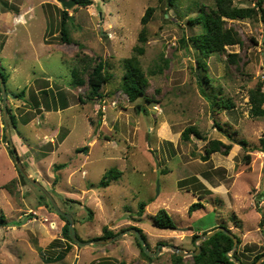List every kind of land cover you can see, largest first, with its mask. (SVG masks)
I'll return each mask as SVG.
<instances>
[{"label": "rangeland", "instance_id": "374dc122", "mask_svg": "<svg viewBox=\"0 0 264 264\" xmlns=\"http://www.w3.org/2000/svg\"><path fill=\"white\" fill-rule=\"evenodd\" d=\"M254 1L234 3L245 7ZM148 6L155 10L142 26ZM201 6L207 10L213 0H182L172 7L157 0H92L69 8L59 0H0V73L7 79V107L15 118L8 129L26 173L74 219L80 241L100 240L104 227L115 233L136 227L150 251L162 249L148 260L134 236L124 234L101 245L72 242L62 260L43 261L39 249L47 250L54 239H61L55 253L68 244L61 232L64 220L37 187L21 180L3 139L0 97V264H93L103 259L172 264L174 252L164 244L193 251V235L220 226L239 238L238 253L248 261L264 249V153L256 150L264 136V117L252 115L249 104L250 90L264 84V20L224 18L242 42L206 59L209 82L204 83L188 40L199 30L188 18ZM61 9L70 16L64 25L69 43L61 39ZM13 12L26 23L12 26L6 19ZM142 30L144 41L139 39ZM136 45L144 49L137 57L149 85L144 96L130 101L120 82L123 60ZM227 53H236L234 62ZM78 55L103 61L110 78L101 98L87 99V84H72L71 70L85 64ZM222 98L234 106L212 105ZM188 127L199 136L190 132L183 139ZM213 139L232 146L227 155L214 152L202 160ZM83 146L86 153L76 151ZM111 168L120 173L103 187L100 181ZM141 201L147 205L140 217ZM194 202L202 207L189 213ZM161 208L176 228L155 227L153 216ZM182 258L192 264L191 256Z\"/></svg>", "mask_w": 264, "mask_h": 264}, {"label": "trees", "instance_id": "16d2710c", "mask_svg": "<svg viewBox=\"0 0 264 264\" xmlns=\"http://www.w3.org/2000/svg\"><path fill=\"white\" fill-rule=\"evenodd\" d=\"M160 4H166L170 7L177 6L180 4L182 0H157ZM75 3L79 6H86L92 3V0H75ZM264 0H255L254 5L252 6H240L234 3V0H213V6L209 7L207 10L204 6H201L194 17L188 18V22L191 25H199V30L196 33L189 35L188 40L191 43V46L196 49V66L203 71L202 79L204 83L209 82L207 71V61L206 59L211 54L216 53H223L226 51V46H232L235 44H241V38L239 33L231 27L226 26V20L224 18L230 20H244V19H254L257 16L261 20H264ZM155 7L148 6L143 15L140 18V23L142 26H145L151 16L153 15ZM67 9H61V39L64 42H71L72 40L68 36V33L65 29V22L66 19L69 18ZM144 31H141L139 36L140 41H144ZM183 45L186 43V37L183 35L181 37ZM80 47V44H78ZM134 54L130 55L127 58H124V73L121 78L120 88L121 90L128 96L130 101H135L137 98L144 96L146 89L149 85L148 77L146 76L145 72L143 71L138 55H141L144 52L142 46H134L133 48ZM78 54V53H77ZM76 54V56H77ZM236 53H227V60L230 62L235 61ZM79 57V55H78ZM83 59L82 61L85 63L82 68L79 70L78 68H73L70 72L72 77V84L75 86H83L87 84L88 89L85 93V97L87 99H97L101 98L102 86L108 82L110 75L105 70V66L103 61L96 60L93 57L83 55V57H79ZM86 76V78L84 77ZM4 83H6L5 75L0 73ZM200 81V80H199ZM263 83H257L255 88L251 89L249 92V104H250V112L252 115L257 117H264V90L262 89ZM44 92V91H43ZM42 92V93H43ZM46 92V91H45ZM16 96H22V92L16 94ZM148 102H152V100L146 99ZM46 103L47 109H49V105L47 104V97L43 99ZM63 102V99H60ZM212 105L217 107H226L231 108L233 107V103L229 98H222L219 101L215 100L212 102ZM138 110H144L140 104H137ZM53 109H56V103L53 104ZM8 121L13 123L12 125L15 126V118L14 115L11 113L10 108L7 110ZM23 122H26V117L22 119ZM215 126L220 129L219 123L214 122ZM193 132L196 136H199L198 132L188 127L186 128L181 136L183 139H189V133ZM229 136V135H227ZM3 139H6L5 134L3 135ZM232 140V139H231ZM233 141V140H232ZM238 143L244 145L245 142L240 140ZM231 143L225 144L220 140L213 139L208 141L207 145L204 147V154L201 155L202 160H208L210 155L214 152H218L222 155H227L230 148ZM9 149V148H8ZM256 150L261 151L264 153V136L259 138V146ZM77 152H87V146H83L81 148L76 149ZM10 154L12 155L11 150L9 149ZM248 160V157H247ZM65 166L64 164H60L59 167ZM55 167H58L56 165ZM120 171L114 168H111L106 171L102 180L100 181V185L106 187L111 180L118 177ZM19 176L22 181H25L23 176L19 173ZM191 179L187 180L186 182L190 181ZM14 183V182H13ZM12 183V184H13ZM11 185V184H10ZM3 188L9 189V184L3 185ZM44 199L47 198L41 194ZM47 205L53 210V207L47 202ZM147 205V201H141L139 203L138 215H141L144 212V207ZM202 207V204L199 202L192 203L189 208L188 212L192 213L193 211ZM57 214V213H56ZM59 215V214H57ZM59 217L64 220V224L61 228V232L63 237L67 240V245L63 246L59 252L55 253L54 249L57 248L58 244L61 243V239H54L52 242L49 243L48 249L44 251V249H39L40 258L45 262H56L62 260L65 253L68 252L72 245V240L68 235L67 225L68 220L65 217L59 215ZM154 225L159 229H174L175 223L173 222L172 218L168 214V212L161 208L157 211V213L153 216ZM263 220V219H262ZM3 221V218H0V222ZM136 228V227H134ZM141 233L139 228H136ZM214 229V228H213ZM206 232H203L204 235ZM117 233L113 232L112 230L108 229L107 227L103 228V234L99 236V239H104L110 236H113ZM142 237L143 234L141 233ZM198 235L192 236V242ZM144 238V237H143ZM137 246L140 249L141 254L147 258L148 260H152L149 258L142 248L140 247L139 242L134 236ZM237 246L240 244V240L237 237ZM233 246V239L228 235L224 234L223 232L219 231L213 234L206 240L200 242V251L197 255L191 256L192 264H233V262L229 259V256H234L237 259H240L243 264H253L261 255L264 254V249L260 252L255 253L250 261L245 259L242 255L243 253L239 254L237 246L234 250L230 251ZM149 248V247H148ZM196 250V246L193 251ZM227 253V254H226ZM231 255H228V254ZM172 264H188L184 262L181 256L172 253ZM93 264H113L110 263L108 260H98ZM264 264V260L260 263Z\"/></svg>", "mask_w": 264, "mask_h": 264}, {"label": "water", "instance_id": "95a60500", "mask_svg": "<svg viewBox=\"0 0 264 264\" xmlns=\"http://www.w3.org/2000/svg\"><path fill=\"white\" fill-rule=\"evenodd\" d=\"M59 3L61 4V6L64 8H69L72 6V4L75 3V1L73 0H59ZM7 95H10L9 93H7L6 91V87H5V83L2 79V77L0 76V97H1V101H2V109H1V116H2V122H3V126L5 128L4 134L6 136V139L8 141V147L12 152L13 155V159L15 162V166L18 170V172L23 176V178L31 185L37 187L42 194L48 199V201L50 202L51 206L53 207L54 211L61 215L62 217H65L68 220V225H67V230H68V235L71 238L72 242L79 245V246H88V245H101V244H107V243H111L112 241H114L115 239L121 237L124 234H131L133 236H135V238L137 239V241L140 244V247L142 248V250L144 251V253L149 256V257H153L155 255H157L158 253L162 252V249L160 247H158V249L154 252L150 251L148 248V245L146 244L144 238L142 237L141 233L139 232L138 229L136 228H129V229H125L122 232H119L113 236L104 238V239H92L89 241H80L79 238L76 236V231L74 228V219L69 215L64 213L63 211H61L59 209V207L57 206L54 198L52 197V195L47 191V189L42 186V184L40 182H38L36 179L30 177L27 173L25 168L23 167L21 160L19 159V156L17 154V151L14 147V145L12 144L11 141V136H10V132L8 129V116H7ZM159 191V186L157 188V192ZM223 232L224 234L228 235L229 237H231L233 239V248L236 246L237 244V239L236 237L230 233L225 227H217L211 231L206 232L204 235L202 236H196L195 238V243H196V250L194 251H184L180 248H178L177 246L174 245H169V244H164L163 246L167 249L172 250L174 253H176L178 256L181 257H185V256H193V255H197L200 251V245L199 242L208 239L209 237H211L213 234L217 233V232ZM227 254V253H226ZM229 255V254H228ZM229 259L233 262V264H243L239 259H237L234 256H229ZM264 260V254L261 255L253 264H260L262 261ZM73 264H76L75 262Z\"/></svg>", "mask_w": 264, "mask_h": 264}, {"label": "crops", "instance_id": "0c3cea01", "mask_svg": "<svg viewBox=\"0 0 264 264\" xmlns=\"http://www.w3.org/2000/svg\"><path fill=\"white\" fill-rule=\"evenodd\" d=\"M8 11H10V10H8ZM12 11H14V10H12ZM4 18L5 19L8 18V15H7V17L4 16ZM6 20H11L10 23L12 24V26L25 24L26 21H27L26 18L24 16H22V14L17 15L16 12H13L12 15H11V17L9 19H6ZM13 30H14L13 28L12 29H9L8 33H12ZM6 44H7V42H5V45Z\"/></svg>", "mask_w": 264, "mask_h": 264}]
</instances>
